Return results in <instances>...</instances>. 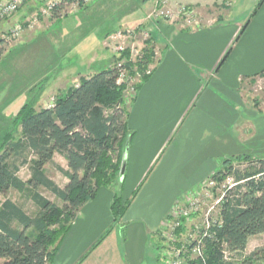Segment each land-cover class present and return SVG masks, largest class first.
<instances>
[{
    "label": "crops",
    "instance_id": "crops-1",
    "mask_svg": "<svg viewBox=\"0 0 264 264\" xmlns=\"http://www.w3.org/2000/svg\"><path fill=\"white\" fill-rule=\"evenodd\" d=\"M32 1L39 0H30L28 7ZM44 1L40 0L41 5ZM146 1H95L87 5L94 6L89 12L84 10L86 14L79 13V9L69 13L81 14L82 26L71 37L58 31L59 38L67 43V52L96 26L108 25L116 30L128 26L130 15L140 9L147 11L144 19L129 24L148 33L155 57L151 72L139 82L128 103L126 124L131 131L129 142L134 145L129 175L124 171L122 192L137 185L177 127L175 144L165 152L157 169L108 233L113 222L114 192L110 186L99 188L81 206L57 242L50 264H150L148 256L152 255L153 239L159 235L163 218L182 194L219 170L221 163L218 166L217 160L241 154L264 155V115L257 113L246 93L248 82L254 77L251 75L264 66V1L251 13L246 28L231 47L242 26L241 19H230L232 0H164L171 10L178 5L191 7L193 16L189 23L180 17L148 18V13L160 2L150 0L151 6L141 8ZM28 11L19 10L9 21L24 20ZM39 20L41 23L32 32L24 30L21 39L43 28L45 19ZM9 21L0 23V28H9V23L14 22ZM112 31H106L105 36ZM140 43L137 50L143 47V42ZM228 47L226 59L215 70ZM95 59L89 71L74 74L75 82L79 76H89L111 63ZM188 176L192 177L186 180ZM123 193L121 196L126 199L127 194ZM118 225H121L119 232Z\"/></svg>",
    "mask_w": 264,
    "mask_h": 264
},
{
    "label": "trees",
    "instance_id": "trees-1",
    "mask_svg": "<svg viewBox=\"0 0 264 264\" xmlns=\"http://www.w3.org/2000/svg\"><path fill=\"white\" fill-rule=\"evenodd\" d=\"M70 1L61 0L52 11V18L67 15L58 14L57 10ZM263 1L258 2L252 15ZM87 5L82 4L78 9ZM81 13L86 14L84 10ZM247 23L241 26L235 40ZM142 42L139 56L126 60L128 48L120 55L125 56L123 67L127 69L128 80L117 83L118 69L116 60H112L107 67L89 76H79L76 83L54 97L52 106L34 109L24 103L10 123L4 124L0 118V194L10 189L24 192L38 208L31 216L10 198L0 202V264H50L57 242L69 229L81 206L93 198L99 188L111 186L121 178L123 156L131 136L126 124L128 102L124 100L127 82L131 81L136 90L139 82L151 72L155 57L151 38L148 36ZM229 51L230 47L215 70ZM2 54L0 42V58ZM148 69L150 72L146 73ZM262 73L264 68L251 76ZM252 101L259 108L257 100ZM18 128L19 135L15 138ZM55 152L60 153L67 164V169H61L67 178L62 188L46 175L43 167ZM19 163H28V178L18 176ZM234 163L246 164L234 167ZM218 172L221 177L232 173L236 181L242 180L226 194L221 207L223 223L217 230L218 241H224L229 251L241 252L250 236L264 232V155L241 154L226 158ZM123 178L124 173L120 187ZM39 186L53 192L62 205L43 197L37 191ZM130 201L114 193L110 229L119 223ZM207 248V264H230L221 259L217 244L210 242ZM254 260L264 261V246L252 251L247 258L249 264Z\"/></svg>",
    "mask_w": 264,
    "mask_h": 264
},
{
    "label": "rangeland",
    "instance_id": "rangeland-1",
    "mask_svg": "<svg viewBox=\"0 0 264 264\" xmlns=\"http://www.w3.org/2000/svg\"><path fill=\"white\" fill-rule=\"evenodd\" d=\"M3 1L5 0H0V2ZM42 1L44 0H41V2ZM259 1L260 0H232V5L230 7L232 13L230 14V19H241V25H244L251 17V13L255 9ZM41 2L40 0L37 3H33L32 1V5L30 4L31 7H28V3H30V0H25L22 4H20V7L16 12L23 8L29 9V14L25 16L26 18L24 19L29 21L35 15V13L40 15L39 10L43 6L41 5ZM44 2L46 3V1ZM150 2V0H147L144 6H142L141 8L147 9L149 6H151ZM246 5L247 9H245ZM93 6L94 5L86 6L79 9L78 12L80 13L82 10H86L87 12H89L88 10H92ZM69 9L70 7L65 4L61 7L60 10H57L58 14H68L63 16L62 18H59L55 23L51 22L53 19L51 15L46 17L40 15L41 17H43V19H45L41 26V28H44H42L43 30L39 29V31H36V33L34 32L32 34H27L23 39H21L20 35L17 39L11 41L10 44H1V48L3 49V54L0 58V118H3L2 123H10V120L12 121L13 117L17 115L19 109L24 103H28L29 105L33 106L34 109L47 106L59 92L63 91V88L66 87L67 89L70 85L74 84L77 79L76 73H85L89 71V66L93 63L92 61L95 58L98 61H103L105 63L118 59V52L113 51L112 48L108 47L106 44L107 34L105 36V32L114 30L112 26L108 25L96 26L88 34L84 33L82 38H80L74 44V46L66 52L67 43H64L63 40L59 38V32L62 31L64 35L71 37L75 33L73 31L78 26H82V15L69 14ZM15 13L7 16V18L0 19V23L3 24L4 22L9 21V19L12 18ZM146 14L147 11L145 12L140 9L134 15H130V17H132L130 20H128V26L121 27V30H126L127 28H131L129 30H134L131 36L128 37V40L130 41L128 42V44L133 43V45H135L137 49L139 48L138 46H140H137V43H140V41L142 42L145 38H147L148 33L145 30L140 29L139 26L133 27L129 26V24L144 19ZM39 19L37 21L35 20L33 22H29L32 26H26L29 32H32V30L41 23ZM24 20L21 19L14 21L11 19L9 22L14 21L13 24L9 23L10 27H7L8 29L2 28V30L0 28V36L2 34L10 32V29L14 27V24L17 21L25 22ZM49 24L50 26H53L50 27L48 26ZM148 25H146L145 27H147ZM47 26L49 27L48 29L46 28ZM190 27L191 26H189L188 28ZM33 34L34 36H36L30 39ZM235 42L236 40L233 39L230 47ZM262 68H264V66ZM246 93L251 99L257 100L259 107L257 108V113L260 115H264V73L255 75L248 82ZM125 95L124 100L129 103L130 95L127 94V98ZM177 129L178 128L176 127L173 130L172 134L163 143L157 156L147 168L146 172L143 174L141 180H139L137 185L134 184L133 187L129 188L128 192H124L125 194H127V198L129 197V199H132L133 197H135L138 190H141L145 182L157 169V166L160 164V161L162 160L165 152L170 148L172 144H175L173 142V138L177 132ZM18 135L19 128L15 130L14 137L16 138L18 137ZM133 145V141H130L124 154L127 162L125 172L128 175L129 166L131 164L133 156ZM222 161V159L217 160L218 166H220V163L222 164ZM245 164L234 163V166L241 167ZM43 167L45 169L46 175L51 178L59 187L62 188L65 186L67 178L62 174L61 169H66L67 164L64 157L60 153L55 152L52 156V159L46 162ZM17 174L22 179L28 178V163H19ZM191 177L192 176L186 177V180H189ZM120 179L122 180V174ZM110 189L117 194L123 193L120 184L117 182H114L110 186ZM37 191L43 197L47 198L53 203L62 205V201L57 198V196L49 189H46L43 186H39L37 188ZM183 192L184 190L181 193ZM5 198H10L31 216L34 215L38 210L33 200L29 198L28 195L24 192L10 189L7 191V193L0 194V202ZM117 227V231L119 232L121 225H118ZM215 228L216 227L214 226L212 227V229ZM214 232L215 234L212 238H207L204 241L202 256H205V264H207L208 259L207 246L210 242L217 244L218 253L221 259L224 262H230V264H249L247 262V258L249 257L251 252L264 246V232H261L259 234L250 236L245 248L241 252L229 251L224 241H218L217 230ZM153 241L155 242L154 244H152L153 252L152 255L149 254L148 256L150 264H168L163 263V238L158 235L157 239H153ZM184 257L188 264L204 263V260L195 255H188ZM1 262L2 261L0 259V263ZM252 264H264V261L254 260L252 261Z\"/></svg>",
    "mask_w": 264,
    "mask_h": 264
},
{
    "label": "built area",
    "instance_id": "built-area-1",
    "mask_svg": "<svg viewBox=\"0 0 264 264\" xmlns=\"http://www.w3.org/2000/svg\"><path fill=\"white\" fill-rule=\"evenodd\" d=\"M24 1L5 0L0 2V19L7 18V16L15 13ZM95 1L72 0L66 4L70 7L69 11L73 12L77 11L80 5L91 4ZM158 1L160 2L159 6H155L148 13V18L163 17L173 20L180 17L186 18L187 23L190 22L189 19L193 16L191 7L178 5L175 10H171L167 8L164 0ZM60 2L61 0H47L39 10L40 15L43 17L50 16ZM40 15L35 13L29 21H17L14 27L10 29V32L0 36L1 44H10L11 41L17 39L27 27L31 26L29 22L37 21L41 17ZM129 29L131 28L126 30L119 28L106 36L107 46L118 52L117 56H119L115 63L118 69L117 83L124 82L129 77L126 67H123L125 56L122 57L120 55L128 48L129 58L126 60H131L139 56L141 52V50H137L133 43L128 44L130 42L128 37L134 32V30ZM149 72L150 70L148 69L146 73ZM130 82H127V89L125 90L126 98L127 94L131 97L135 92ZM53 100L47 106H52ZM240 182L242 180L236 181L232 173L221 177L217 170L207 175L194 188L182 194L174 202L158 229V234L163 238V263L188 264L184 256L195 255L204 260L203 264H205V256H202L204 241L207 238H212L215 234L214 231L221 227L223 223L221 207L224 198L227 192ZM213 226L216 228L212 229Z\"/></svg>",
    "mask_w": 264,
    "mask_h": 264
},
{
    "label": "water",
    "instance_id": "water-1",
    "mask_svg": "<svg viewBox=\"0 0 264 264\" xmlns=\"http://www.w3.org/2000/svg\"><path fill=\"white\" fill-rule=\"evenodd\" d=\"M125 166H126V157L124 155L123 161H122V165H121V174L124 173L125 171Z\"/></svg>",
    "mask_w": 264,
    "mask_h": 264
}]
</instances>
